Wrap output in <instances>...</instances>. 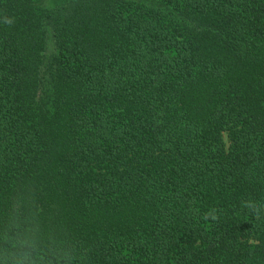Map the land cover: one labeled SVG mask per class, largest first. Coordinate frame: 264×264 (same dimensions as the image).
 I'll list each match as a JSON object with an SVG mask.
<instances>
[{
	"label": "trees",
	"instance_id": "16d2710c",
	"mask_svg": "<svg viewBox=\"0 0 264 264\" xmlns=\"http://www.w3.org/2000/svg\"><path fill=\"white\" fill-rule=\"evenodd\" d=\"M0 264H264V0H0Z\"/></svg>",
	"mask_w": 264,
	"mask_h": 264
},
{
	"label": "rangeland",
	"instance_id": "374dc122",
	"mask_svg": "<svg viewBox=\"0 0 264 264\" xmlns=\"http://www.w3.org/2000/svg\"><path fill=\"white\" fill-rule=\"evenodd\" d=\"M49 46H50V48H49V53H51V51H54V48H53V43H52V36L50 35L49 36ZM227 139V138H226Z\"/></svg>",
	"mask_w": 264,
	"mask_h": 264
}]
</instances>
